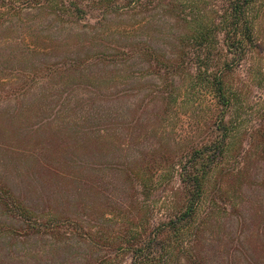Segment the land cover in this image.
<instances>
[{"label": "rangeland", "instance_id": "1", "mask_svg": "<svg viewBox=\"0 0 264 264\" xmlns=\"http://www.w3.org/2000/svg\"><path fill=\"white\" fill-rule=\"evenodd\" d=\"M113 1L109 11L119 14L108 16L95 32L98 38L60 33L62 28L50 25L44 16L8 22L15 31L13 38L23 22L45 43L49 31L55 32L52 37L57 38L58 49L49 55L3 45L9 32L0 26V190L9 189L42 219L68 214L73 224L83 221L84 227L92 225L91 233L98 234L82 242L78 236L84 229L72 234V227L63 225L59 234L41 229L40 234L28 235L17 214L4 213L0 205V264H102L107 257L110 264H129V256L107 243L125 231L122 216L131 196L130 190L119 186L117 178L122 174L115 166L132 165L143 154L146 158L162 153L185 155L212 139L215 129L210 117L216 103L206 87L195 96L180 95L167 110L159 80L142 71L140 62L135 61L130 81H122L118 67L91 60L101 53L102 45L112 51L121 42L117 33L139 21L140 17L121 15L120 11L130 10H123L120 0ZM256 8L255 36L264 47V0ZM158 19L148 27L156 37L165 26ZM2 24L7 26L4 20ZM71 49L81 58L69 69L63 63ZM227 81L234 97L225 110V121L241 145V157L248 150L251 158L239 173L237 166L223 165L212 172L198 214L205 223L174 264H264V154L260 151L264 133L255 134L264 128V52L259 58H245ZM98 108L115 114L103 122L101 132L95 118ZM85 115L92 116L95 129L89 128V120L83 121ZM171 184L178 186L177 181ZM168 193L169 189H159L142 203V213L151 225L167 219ZM106 200L119 216L101 223L99 230L90 215L98 217L110 210Z\"/></svg>", "mask_w": 264, "mask_h": 264}, {"label": "trees", "instance_id": "2", "mask_svg": "<svg viewBox=\"0 0 264 264\" xmlns=\"http://www.w3.org/2000/svg\"><path fill=\"white\" fill-rule=\"evenodd\" d=\"M120 1L123 10H130L120 11L121 15L130 14L129 18L132 19L140 17L139 21L117 33L121 42L112 51H108L109 45H102L101 53L91 57V60H101L114 68L118 67L123 73L122 81H130L135 61L140 62L142 71L155 75L159 80L167 110L176 103L177 97L184 94L195 96L201 87H206L213 94L216 103V110L210 117V120L213 118L215 130L209 143H203L185 155L162 153L158 156L151 154L150 158H146L143 154L133 159L132 165L115 166V170L122 174L120 179L117 178L119 186L130 190L131 196L125 202L127 213L122 216L125 231L107 240L109 248L116 247L121 254L129 256V264H174L177 254L184 253L192 246L195 235L205 223L199 220L198 214L212 172L223 165L231 168L237 166L239 173L251 158L248 150L241 157V145L231 132H234L232 125L227 127L225 110L230 108L234 97L227 77L245 58L253 55L259 58L264 52L254 30L259 0H214V5L213 0ZM114 4L113 0H0V10H6L0 11V22H7V26H0L4 32H9L3 37V45L10 44L35 54L49 55L57 51V38L52 37L56 33L52 30L44 38L48 41L45 43L39 41L30 24L23 22L21 31L12 37L15 31L11 30L12 26H8V22L14 18L22 21L24 16L29 15L35 18L44 16L50 25L60 26V33L66 35L98 38L97 30L108 16L111 13L119 14V11H109ZM156 17L165 25L157 32V37L148 28ZM134 37L139 39L135 41ZM80 58L79 53L68 50L63 65L71 69L79 64ZM175 78L180 83L176 84ZM102 96L105 98V95ZM103 110L98 108L95 113L96 124H101L99 132L105 129L103 122L115 117L112 111ZM90 118L85 115L83 121L89 120V128L95 129V123ZM261 133H264V128L255 130L256 136ZM258 144L255 141L256 148H260ZM260 151L264 154V146ZM233 162H236L234 167ZM174 181H177V187L172 186ZM159 189H169L165 199L169 202L170 213L166 220L151 225L142 213V203L149 201ZM0 205L4 213L17 214V220L25 224L28 235L40 234L41 229L59 234L63 225L71 226L72 234L79 235L84 229L82 236H78L82 242L91 240L97 234L96 230L91 233L92 225L84 227L81 220L73 224L68 214L57 213L51 215L50 219H42L9 189L0 190ZM104 205L110 210L96 215L98 217L90 215V221L98 224L99 230L104 225L101 223L119 216L107 200ZM110 262V257L102 260V264Z\"/></svg>", "mask_w": 264, "mask_h": 264}]
</instances>
